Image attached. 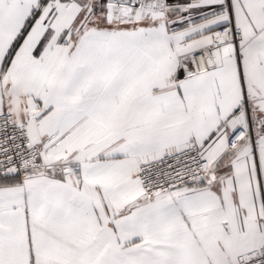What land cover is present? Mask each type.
<instances>
[{
  "label": "snow or ice",
  "instance_id": "1",
  "mask_svg": "<svg viewBox=\"0 0 264 264\" xmlns=\"http://www.w3.org/2000/svg\"><path fill=\"white\" fill-rule=\"evenodd\" d=\"M0 264H264V0H0Z\"/></svg>",
  "mask_w": 264,
  "mask_h": 264
}]
</instances>
